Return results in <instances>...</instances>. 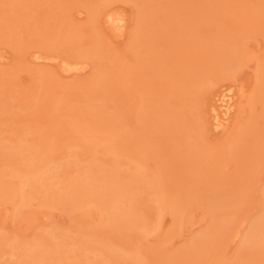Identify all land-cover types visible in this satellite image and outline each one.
<instances>
[{"label":"rangeland","instance_id":"rangeland-1","mask_svg":"<svg viewBox=\"0 0 264 264\" xmlns=\"http://www.w3.org/2000/svg\"><path fill=\"white\" fill-rule=\"evenodd\" d=\"M0 264H264V0H0Z\"/></svg>","mask_w":264,"mask_h":264},{"label":"bare ground","instance_id":"bare-ground-1","mask_svg":"<svg viewBox=\"0 0 264 264\" xmlns=\"http://www.w3.org/2000/svg\"><path fill=\"white\" fill-rule=\"evenodd\" d=\"M58 34V33H57ZM229 95V94H228ZM227 94H223L222 96H221V98L219 99V105L217 104V106H218V108H217V106H216V108H217V110L215 109V114H214V116H215V119H214V121H215V125L216 126H219L221 123H222V121H223V116L220 114V113H227V112H225L227 109H228V107L229 106H231V104L229 103V96H228ZM233 105V104H232ZM220 108V109H219ZM219 109V110H218ZM226 115V114H225ZM222 117V118H221ZM222 121H221V120Z\"/></svg>","mask_w":264,"mask_h":264}]
</instances>
